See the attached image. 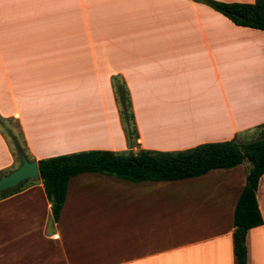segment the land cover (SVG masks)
<instances>
[{"label":"crops","instance_id":"crops-1","mask_svg":"<svg viewBox=\"0 0 264 264\" xmlns=\"http://www.w3.org/2000/svg\"><path fill=\"white\" fill-rule=\"evenodd\" d=\"M114 76L129 94L133 152L247 142L264 124V31L195 0H0V117L18 123L35 162L127 150ZM13 165L0 134V171ZM246 170L139 183L82 173L56 221L40 181L28 182L0 198V264H235ZM255 198L262 224L246 232L245 264H264V174Z\"/></svg>","mask_w":264,"mask_h":264},{"label":"trees","instance_id":"trees-1","mask_svg":"<svg viewBox=\"0 0 264 264\" xmlns=\"http://www.w3.org/2000/svg\"><path fill=\"white\" fill-rule=\"evenodd\" d=\"M220 14L235 26L264 31V0L253 3H225L215 0H195ZM111 87L119 123L127 150L112 152L87 150L74 152L36 161L39 181L50 206L52 219L57 220L66 195L68 180L82 173H97L128 182H165L190 179L206 174L211 170L230 169L248 163L243 187L232 212V252L235 264H245V235L249 229L260 226L262 219L258 210L255 192L257 183L264 174V124L251 129V139L237 142L234 138L221 142L198 144L179 151H131L137 138L136 127L128 91L124 82L114 76ZM6 123H13L20 143L15 140V151L10 148L6 135L15 137ZM0 134L6 140L13 162L19 164V154L28 161L24 141L16 121L0 117ZM0 171V177L9 173ZM15 167V168H16ZM23 182L15 189L3 192L0 198L20 191Z\"/></svg>","mask_w":264,"mask_h":264},{"label":"water","instance_id":"water-1","mask_svg":"<svg viewBox=\"0 0 264 264\" xmlns=\"http://www.w3.org/2000/svg\"><path fill=\"white\" fill-rule=\"evenodd\" d=\"M38 180L36 162L34 160L28 161L23 154H19L18 166L0 177V194L15 189L23 182H36Z\"/></svg>","mask_w":264,"mask_h":264},{"label":"rangeland","instance_id":"rangeland-1","mask_svg":"<svg viewBox=\"0 0 264 264\" xmlns=\"http://www.w3.org/2000/svg\"><path fill=\"white\" fill-rule=\"evenodd\" d=\"M253 70H254V68H252ZM5 127H7V128H9L10 129V131L12 132V134H14L15 135V137H11L10 135H6V139L9 141V143H10V148L13 150V151H15V140H16V142H18V143H20V139L18 138V136H17V130H16V128H15V126H14V124L13 123H6L5 124ZM243 163H245L246 165H248V163L246 162V161H244ZM16 165H17V163L16 162H14V167L13 168H15L16 167ZM9 169H7V170H5V171H3V173H6L7 171H8ZM13 170V169H12ZM11 170V171H12ZM25 186V185H24Z\"/></svg>","mask_w":264,"mask_h":264}]
</instances>
